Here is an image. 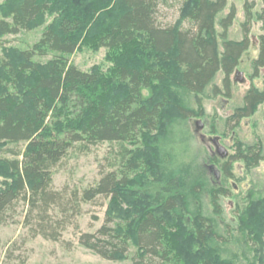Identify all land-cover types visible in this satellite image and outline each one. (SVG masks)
Masks as SVG:
<instances>
[{"label":"trees","instance_id":"16d2710c","mask_svg":"<svg viewBox=\"0 0 264 264\" xmlns=\"http://www.w3.org/2000/svg\"><path fill=\"white\" fill-rule=\"evenodd\" d=\"M57 1L72 7L76 2L79 5L80 0ZM108 1L95 0L90 4V14L81 9L66 13L54 27L45 28L40 41L31 50L21 54L15 70L31 71L36 75L29 108H26L27 117L22 119L14 114L13 103L19 100L5 91L4 80L0 79V144L6 147L25 145L24 151H12L15 159L5 162L13 180L0 188V225L7 222L13 207L24 201L28 206L25 223L31 227L33 236L60 241L68 225V212L79 214L81 204L92 203L99 197L116 203L127 198L133 174L142 160L127 148V144L139 147L143 137L156 135L153 147L158 179L145 184L143 197L149 203L147 208L136 211V220L130 227L115 223V218L123 221V211L120 216L108 212L96 233L81 234L80 245L110 261L127 258L135 245L138 251L134 264H184L167 241L174 238L179 244V237L184 240L186 235L181 234L184 213H195L194 242L207 251L219 252L220 242L224 245L225 241L215 216L222 215L220 200L230 192L224 187L214 189L215 215L204 212L202 195L208 183L204 179L194 180L190 175L189 120L196 114L188 99L194 96L201 105L203 99L231 95L232 75L250 48L255 18L262 23V34L252 70L254 77H261L264 70V0L257 13L254 12L256 3L245 1L241 41L230 39L237 10L231 5L225 14L229 0H120L122 10L114 23L94 32L96 42L106 48L136 47L114 71L115 79L124 90L115 100L106 98L105 91L95 92V88L106 86L100 74L83 72L70 62L92 16ZM7 2L13 10L9 19L0 17V39L29 30L38 18L55 6L56 0ZM176 3L181 13L176 24L161 25L158 20L161 9ZM37 56H52V59L41 65L34 61ZM5 65L7 62H0V69ZM172 66L179 74L176 102L172 106L178 115L161 130L162 113L167 103L162 98L147 103L142 92L152 88L154 82L169 80ZM220 73L224 75L223 89L215 84ZM261 105H264V89L250 88L243 106L227 119V128H238L242 120L252 116ZM64 114L69 117L64 118ZM52 116L57 122L54 128H49L46 121ZM103 142L120 145L118 172H109L96 186L69 196L55 191L53 170L69 149L76 143L93 146ZM263 161L264 152L259 143L240 144L237 153L223 164V172L227 179H236L235 163L242 162L245 171L251 172ZM55 210L63 214L61 220L54 217ZM217 257L202 256L195 264H232L229 260L223 263L218 254Z\"/></svg>","mask_w":264,"mask_h":264},{"label":"rangeland","instance_id":"374dc122","mask_svg":"<svg viewBox=\"0 0 264 264\" xmlns=\"http://www.w3.org/2000/svg\"><path fill=\"white\" fill-rule=\"evenodd\" d=\"M94 1L80 0L79 5L76 2L71 5L72 7H68L56 0L55 6L38 18L29 30L0 39V62L2 64L7 62L5 68L0 69V79L4 80L5 91L19 100L15 99L12 106L18 118L27 117L26 108H29L28 103L36 81V75L31 71L27 73L26 70L22 72L15 70L20 63L21 54L31 50L40 41L45 28L54 27L66 13L81 9L90 14V4ZM245 1L229 0L225 11L227 14L231 5L236 7L237 17L229 32L230 39L235 41H241L243 37L241 25L245 20ZM248 1H254L257 5L254 12H259L262 7L261 0ZM11 6L7 0H0V17L9 19L13 10ZM121 10L120 0H109L105 5L98 7L96 15L92 16L87 25L79 48L70 57V62L79 70L101 75L106 86L95 88V92L105 91L109 100H115L124 91L122 84L115 79L114 71L122 60L133 54L136 47L129 46L120 50L106 48L96 42L94 32L104 26L110 27ZM180 14L179 4L176 3L170 8H162L158 20L163 26L174 25ZM217 30L221 32L219 28ZM261 34L262 23L255 18L250 34L251 45L232 75V90L229 97L221 95L214 99H203L200 105L198 99L189 96L188 102L196 114L189 120L190 175L194 180L204 179L208 183L202 195L204 212L215 215L212 205L214 189L224 187L230 195L221 198L222 215L215 216L223 242L225 241L224 245L220 242L223 246L220 244L219 252L207 251L194 242L193 233L197 226L195 213L193 215L184 213L181 234H185L186 238L183 240L179 237L180 245L175 243L174 238L167 241L170 248L182 258L184 264L199 263L201 257L207 255L218 258L217 254L223 263L229 260L232 264H264V161L251 172L245 171L242 162L235 163L233 173L236 179H227L223 172V164L237 153L240 144L259 143L264 152V105L258 106L252 116L243 119L238 128L230 130L226 126L227 119L236 109L243 106L244 96L250 88L258 91L264 89V70L259 78L253 76L252 70V62L259 53ZM51 59L52 56H37L34 61L44 65ZM170 69L169 80L154 82L152 88L142 92L143 99L147 103L155 102L159 98L167 103L162 113L161 130L178 115L172 106L176 102L179 74L173 66ZM223 78L224 75L220 73L215 81L221 89H223ZM83 91L86 92V88ZM67 117L69 115L64 114V118ZM75 119L72 117V120ZM56 120L53 116L47 120L48 127L54 128ZM155 136L143 137L139 147L127 144L129 150L142 158L133 174V181L128 188L129 193L126 194L127 198L116 203L109 198L99 197L92 203L81 204L79 214L68 212V225L58 242L47 240L42 236L34 237L31 227L25 223L28 206L24 201L18 202L8 214L7 222L0 225V264H134L133 259L138 251L135 245L131 247L127 258L110 261L80 245L79 238L84 233H96L104 224L108 212L120 216L123 211L121 214L123 221L115 218V223L130 227L136 220L134 217L136 211L147 208L149 203L143 197L145 184L147 181L157 182L158 179L154 167L157 158L153 147ZM24 150L23 144L8 145V147L0 144V188L13 180L12 173L6 167V160L15 159L12 151ZM119 152L120 145L112 142L93 146L83 143L74 144L53 170L54 190L69 196L73 192H82L96 186L105 174L118 172L121 158ZM151 207L153 208V205ZM193 209L197 211L196 203ZM53 215L59 220L64 217L57 210Z\"/></svg>","mask_w":264,"mask_h":264}]
</instances>
